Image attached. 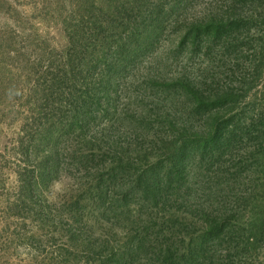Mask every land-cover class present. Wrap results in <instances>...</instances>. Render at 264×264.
Returning a JSON list of instances; mask_svg holds the SVG:
<instances>
[{
  "label": "rangeland",
  "instance_id": "1",
  "mask_svg": "<svg viewBox=\"0 0 264 264\" xmlns=\"http://www.w3.org/2000/svg\"><path fill=\"white\" fill-rule=\"evenodd\" d=\"M242 4L243 0H0V264H85L69 244L71 227L92 234L97 242L106 240L108 250L118 247V258L132 257L129 264L153 257L143 249L134 250L138 240L134 237L149 223L147 206L139 211L112 193L108 199L91 200L93 189L69 175L66 169L71 167L64 163L55 165L58 173L52 179L40 178V172L55 162L41 160L47 152H31L26 159L18 155V131L30 125L22 101L31 98V88L40 78L38 69L50 66L54 55L69 60L68 54L76 51L86 61L95 58L92 52L103 54L111 43L104 34L108 25H114L127 45L121 53L122 47L112 43L100 60V64L114 62L110 70L100 68L114 80L110 90L116 93L119 110L112 123L128 131L140 121L136 124L140 129L157 132L155 139L169 138L170 118L162 117L161 122L156 115L169 109L191 111L190 99L181 88L171 89L169 80L191 78L201 90L214 88L212 94L228 86L242 88L250 97L264 90V0H253L243 9ZM216 12L223 24L217 28L205 24ZM63 48L64 56L58 54ZM255 105L257 101H251L249 106ZM117 116L124 119L116 122ZM242 132L235 130V148L205 179L230 174L235 164L245 169L240 176L232 175L238 188L262 191L264 168L248 161L239 166L250 158L251 148L241 140ZM192 187L197 189L192 192L199 208L215 203L222 191L218 185L203 191L197 183ZM168 237L169 233H161L159 243ZM248 264H264V246Z\"/></svg>",
  "mask_w": 264,
  "mask_h": 264
},
{
  "label": "trees",
  "instance_id": "2",
  "mask_svg": "<svg viewBox=\"0 0 264 264\" xmlns=\"http://www.w3.org/2000/svg\"><path fill=\"white\" fill-rule=\"evenodd\" d=\"M252 3L253 0H243L242 9ZM232 11L237 12L235 8ZM221 20L216 12L205 24L216 27L223 24ZM116 30L114 25H108L103 39L111 43L105 48L109 50L116 42L125 53L127 43L121 42ZM106 49L101 55L90 53L95 58L86 61L84 54L76 55V51L66 52L69 60L54 55L50 66L38 69L37 83L32 88L26 86L31 88V98L22 101L30 125L26 123L18 131V155L26 159L31 152H47L41 160L55 162L45 173L40 172V178L52 179L53 173H58L55 165L64 163L71 167L66 169L69 175L93 189L91 200L108 199L112 193L139 211L147 206L149 223L140 227L138 238L134 237L138 239L134 250L153 254L143 264H248L255 251L264 246V190L244 192L238 188L239 181L232 175L240 176L245 169L235 164L230 174L205 177L235 148L234 132L238 128L243 129L241 140L251 147L250 158L239 166H246L248 161L256 168H264V90L250 97L242 88L228 86L212 94L214 88L201 90L191 78L177 83L172 79L171 89L183 90L190 99L191 111L186 114L169 109V113L166 110L156 115L161 122L162 117L170 118L169 138L155 139L157 132L147 127L140 129L136 125L140 121L134 128L120 131L111 120L119 110V105L114 104L116 93L110 90L114 80L108 71L100 69L103 65L104 70L114 66V62L100 64ZM64 51L63 48L58 54L64 56ZM251 101H257L253 108L249 106ZM218 104L221 105L217 107ZM121 119L124 117L117 116L115 121ZM157 142L160 144L155 146ZM67 148L69 152H65ZM193 183L200 185L201 191L211 185L221 186L222 191L211 199L219 195L215 203L199 208ZM250 204L253 206L247 210ZM67 233L70 246L81 254L85 264H129L132 259L127 254L126 258L124 254L118 258V247L108 250L106 240L97 242L91 239L92 234L77 227ZM161 233L170 234L166 243H159Z\"/></svg>",
  "mask_w": 264,
  "mask_h": 264
}]
</instances>
